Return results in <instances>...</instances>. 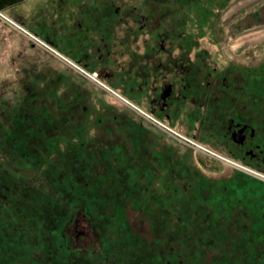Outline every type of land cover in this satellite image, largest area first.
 I'll list each match as a JSON object with an SVG mask.
<instances>
[{"label": "flooded vegetation", "instance_id": "1", "mask_svg": "<svg viewBox=\"0 0 264 264\" xmlns=\"http://www.w3.org/2000/svg\"><path fill=\"white\" fill-rule=\"evenodd\" d=\"M122 1L0 0V264H264V0Z\"/></svg>", "mask_w": 264, "mask_h": 264}, {"label": "rangeland", "instance_id": "2", "mask_svg": "<svg viewBox=\"0 0 264 264\" xmlns=\"http://www.w3.org/2000/svg\"><path fill=\"white\" fill-rule=\"evenodd\" d=\"M117 1V0H116ZM242 1V3H241ZM256 1H259V0H240L239 2H236V3H233L232 6H231V10L233 11L234 8H239L240 10L243 3L245 5H251L253 3H255ZM125 4L128 5V4H131L133 2V0H124ZM124 2L122 1L121 3L124 4ZM137 4H142V0L141 1H138ZM244 8V6H243ZM227 15L225 14V12L223 13V15H221V21H223V17ZM229 18H227L226 21H228ZM224 21V22H226ZM238 41H234V46L235 44L237 43ZM233 46V47H234ZM0 74H1V71H0ZM3 75V74H2ZM0 75V76H2ZM196 164L200 165L201 169L203 170V172L205 173V177H217V179H219V181H223L224 179H226V177L228 176L225 172V170L223 169V166L221 165V162H217L215 160V158L209 156L208 154L206 155H196L195 158H194ZM226 174V175H225ZM170 242H174L173 241V238L171 236V239H170Z\"/></svg>", "mask_w": 264, "mask_h": 264}]
</instances>
